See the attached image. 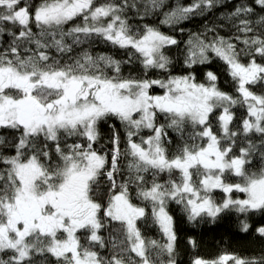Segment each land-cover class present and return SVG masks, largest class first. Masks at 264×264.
Segmentation results:
<instances>
[{"label":"snow or ice","instance_id":"1","mask_svg":"<svg viewBox=\"0 0 264 264\" xmlns=\"http://www.w3.org/2000/svg\"><path fill=\"white\" fill-rule=\"evenodd\" d=\"M221 8L186 41L161 30ZM215 60L234 93L211 70L198 81ZM173 203L193 227L235 213L264 241L249 222L264 217V0H0V264H179Z\"/></svg>","mask_w":264,"mask_h":264},{"label":"trees","instance_id":"2","mask_svg":"<svg viewBox=\"0 0 264 264\" xmlns=\"http://www.w3.org/2000/svg\"><path fill=\"white\" fill-rule=\"evenodd\" d=\"M193 0H168V3L175 5L177 3L188 5L192 3ZM227 8H221L213 10L210 13H206L203 16H196L190 21H186L180 27L184 28V32L181 33L178 30H172L168 27L161 26V30L167 34L174 35L180 41H186L189 38V33L203 32L205 27H212L213 25H219L221 21V16L226 14ZM162 17H150L146 22L148 23H158L159 19ZM219 34L222 36L231 35L230 30L227 27L221 28ZM184 44L181 43L180 48L182 49ZM95 52H110L116 55L117 58H122V54L118 53L117 50L111 49L104 45H97L94 48ZM168 54L177 59L179 53L176 47L168 50ZM182 60V57H180ZM182 64H177L174 69V74H181ZM197 67V78L198 81L203 80V72L211 70L218 76V86L221 90L234 93V89L231 85L230 78L227 76L223 65L218 60H215L210 65L196 66ZM125 74L128 72V67L124 69ZM157 91H159L157 89ZM258 91V90H257ZM233 111L236 112L237 118H239L243 113L244 109L235 108ZM160 122H163L161 119ZM191 129H188L190 132ZM171 133V130H169ZM109 133L108 128L105 126L102 128V134L106 137ZM188 133L186 132L185 135ZM172 143L167 144L169 149V154L175 153L178 146L182 144V141L175 133H171ZM103 143V141H102ZM100 145H97L99 147ZM238 152V149L236 150ZM259 159L254 161L253 168L259 166ZM167 177L165 176V179ZM230 182H239L237 178L232 177ZM103 183V182H102ZM223 194L219 190L214 191V198L219 200ZM234 197L243 198V194L234 193ZM170 214L174 217L175 230L177 233V253L179 264H191V260L195 256H200L205 259H216L221 254H236L240 256H254L259 255L262 250H264V241L256 237L253 232L248 234L242 233L239 230V219L235 213H225L222 214L221 218L217 220L215 224L203 223L197 227H193L189 224L186 218L183 216L180 208L174 203L169 205ZM150 215V208L148 209ZM250 223L253 224V231L255 226L264 223V217L257 214L252 216ZM141 229L145 236L152 239H161V233L158 228L153 226L151 220L149 219L147 225L141 222ZM106 235V233H105ZM189 238H192L196 242L195 248H193L189 243Z\"/></svg>","mask_w":264,"mask_h":264}]
</instances>
